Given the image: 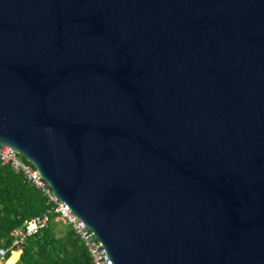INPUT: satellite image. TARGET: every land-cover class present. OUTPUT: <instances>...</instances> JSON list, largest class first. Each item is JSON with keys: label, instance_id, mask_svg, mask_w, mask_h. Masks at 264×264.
Returning <instances> with one entry per match:
<instances>
[{"label": "water", "instance_id": "95a60500", "mask_svg": "<svg viewBox=\"0 0 264 264\" xmlns=\"http://www.w3.org/2000/svg\"><path fill=\"white\" fill-rule=\"evenodd\" d=\"M0 146L111 264H264V0H0Z\"/></svg>", "mask_w": 264, "mask_h": 264}, {"label": "trees", "instance_id": "16d2710c", "mask_svg": "<svg viewBox=\"0 0 264 264\" xmlns=\"http://www.w3.org/2000/svg\"><path fill=\"white\" fill-rule=\"evenodd\" d=\"M49 216V224L27 244L17 248L22 255L17 264H93L92 257L84 243L76 236L73 228L56 221L52 206L46 197L28 183L23 173L11 166H4L0 160V251L12 246V234L37 217ZM20 253L12 258L15 264Z\"/></svg>", "mask_w": 264, "mask_h": 264}, {"label": "built area", "instance_id": "2783aa9c", "mask_svg": "<svg viewBox=\"0 0 264 264\" xmlns=\"http://www.w3.org/2000/svg\"><path fill=\"white\" fill-rule=\"evenodd\" d=\"M0 160L4 166H11L16 172L23 173L26 181L46 197L47 203L52 206L53 213L57 215L56 221L73 228L76 236L90 252L93 264H111L99 240L88 227L72 214L68 206L54 195L50 185L39 174L33 164L28 162L15 149L7 146H0ZM49 221V216L44 215L32 219L25 228L15 230L12 234V246L3 248L0 251V264H11V258H8V254L12 253L13 255L17 248L26 245L30 238L46 229Z\"/></svg>", "mask_w": 264, "mask_h": 264}, {"label": "crops", "instance_id": "0c3cea01", "mask_svg": "<svg viewBox=\"0 0 264 264\" xmlns=\"http://www.w3.org/2000/svg\"><path fill=\"white\" fill-rule=\"evenodd\" d=\"M17 230H18V229H17ZM16 253H20V256H19V259L16 260L15 264H17L18 261L20 260L21 255H22V251H19V252L15 251V253L12 255V258L14 257V255H15ZM12 258H11V259H12Z\"/></svg>", "mask_w": 264, "mask_h": 264}]
</instances>
